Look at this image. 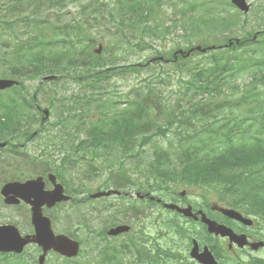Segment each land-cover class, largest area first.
<instances>
[{
  "label": "trees",
  "instance_id": "obj_1",
  "mask_svg": "<svg viewBox=\"0 0 264 264\" xmlns=\"http://www.w3.org/2000/svg\"><path fill=\"white\" fill-rule=\"evenodd\" d=\"M33 1L36 0H0V25H6L14 39L13 44L6 45L7 50L0 41V59L7 63L9 76L16 78L20 86L25 79L39 80L32 94L34 96L49 83L53 86H49L47 92L56 91L64 81L83 85L91 91L90 98L97 105L95 111H89L83 95H77L72 97L71 104L63 106V117L57 116L56 123L62 124L64 121V131L70 129L65 137L69 135L72 140L62 159V169L65 166H70L74 171L86 168L84 175L88 177L97 172L101 165L97 154L122 151L115 161L118 164L127 161L133 165L135 171L142 172L146 180L151 181L155 192L170 193L174 184L200 188L209 186L218 202L247 214L257 213L264 218L263 35H260V40L242 39L239 44L230 46L235 42V36L218 39L217 33H221L218 31L220 19H211V29L205 30L199 41L207 53H196L195 58L188 57L180 65L177 62V66L183 62L184 68L188 69L193 60L209 57L207 66L200 70L202 83L197 86L195 81V91L198 90L196 93L202 96L200 108L192 114L197 112V115L177 124L176 128H172L173 124L163 128L145 118L148 113L142 105L135 106L127 96L121 97L115 91H108L107 85L103 88L104 92H99L100 88L97 87L104 81L102 77L108 79L115 71L111 62L104 59L108 58L118 65L116 57L126 51L122 43L129 45V52L140 54L152 49L144 42L145 35L159 37L167 33L169 28L165 27L163 21L160 22L162 29L144 26L139 36L129 28L131 25L138 28L147 19L155 20L160 7L153 13L156 7L152 1L151 4L149 1H117L113 9L94 3L91 11L98 19L115 23L117 39L105 47L106 56H96L93 54L96 40L90 34H80V31L70 34L73 28L65 22L53 25L49 20L42 21L48 18V15L41 18L45 7L62 8L63 0H39L35 10L31 8ZM200 7L205 10L202 13L204 16L211 14L212 8L207 7L205 2L200 3ZM195 8L188 7L189 15L185 9L173 10L174 17L180 16L182 19L184 16L187 19V26L183 28L187 39L188 35L193 36L199 30L200 22L204 21L203 17L199 19L194 16ZM6 17H12L11 22H4ZM234 22L235 19L232 20ZM29 28H33L30 34L22 31ZM123 29L125 33L118 32ZM137 38L140 43L131 44L129 39ZM219 41L224 44L218 46ZM189 43L192 45L191 40ZM209 48L214 49L210 51ZM222 49L225 53L219 52ZM173 54L174 50H170L167 58L172 59ZM143 65L119 67L139 71ZM47 76L54 78L45 81ZM245 78L247 80L243 81ZM225 89L231 92H225ZM148 93L151 94V90ZM118 98L125 102H114ZM84 107L88 114L99 113L98 122L82 123L77 111ZM77 116H80L78 120ZM155 136H161L164 140L151 147L149 142ZM83 138V141H79ZM145 147L150 149L145 150ZM199 153L202 157L196 160ZM175 162H182L179 170ZM107 167L112 169V166ZM139 187L143 188L141 185Z\"/></svg>",
  "mask_w": 264,
  "mask_h": 264
},
{
  "label": "flooded vegetation",
  "instance_id": "obj_2",
  "mask_svg": "<svg viewBox=\"0 0 264 264\" xmlns=\"http://www.w3.org/2000/svg\"><path fill=\"white\" fill-rule=\"evenodd\" d=\"M9 153L10 151L7 150V147L0 148V226L12 225L16 227L21 237L28 236L32 238L35 235V227L32 223L31 206L24 199H20V202H18L14 199L15 196H11V198L16 203L7 204L5 199L10 198V196L3 193L4 187L9 183L20 182L24 184L40 178L45 191H50L54 188V184H59L63 189V194L71 199L73 194V175L69 168H66L64 172L59 170L56 172L55 162L47 157L43 165H36L37 169L35 171L29 170L23 176L21 171H18L16 167L10 164ZM50 175L54 177V184L50 181ZM29 200L32 201V198H29ZM69 200L60 202L53 208L43 205L41 210L42 216L49 220L54 236L72 239V201L69 202ZM177 204L180 207H191L193 213L202 212L210 219L213 216L216 217L217 220L215 221L231 229L236 235H243L248 242V245L240 248L237 245L230 244L228 238L215 237L209 234L207 228L200 223V220L194 221L193 219L177 217L180 223L179 232L186 237L183 249L179 255L184 258L187 264H198L189 255L194 243H196L200 251L203 248H207L218 264H233L234 261L239 264H264V246L255 250L251 245V243H264V226L259 220L252 218L253 224L245 226L232 220L222 219L220 217L222 215L215 211L214 208H231L211 200L206 203L203 201L201 203H192L182 199ZM152 215L146 214L143 217L141 212H135V217H132L128 222L132 231L131 236L122 235L117 237V239L120 238L117 242L120 253H126V246L122 244L123 240L128 241V246L132 252L137 247V242L141 243L140 247L145 249V253L140 255L141 258L163 254L168 251V234L166 231L168 220L163 218L164 213H159L155 217ZM152 220H155V225ZM156 227L163 229L164 232H160L155 236L147 232V230L153 231ZM42 255V264H74L75 260L65 257L53 249L44 252L36 243L28 242L19 255L1 253L0 250V258L2 259L0 264H40ZM131 258L133 259V257ZM134 264H138V262L134 261Z\"/></svg>",
  "mask_w": 264,
  "mask_h": 264
},
{
  "label": "rangeland",
  "instance_id": "obj_3",
  "mask_svg": "<svg viewBox=\"0 0 264 264\" xmlns=\"http://www.w3.org/2000/svg\"><path fill=\"white\" fill-rule=\"evenodd\" d=\"M86 0H81V2H84ZM104 2H107L108 0H102ZM165 1V0H162ZM169 2H177L180 4V7H187V2L188 4H190L191 0H184V4H181V0H168ZM249 1V3L252 6V10L249 14L250 15V19H251V24L254 26L256 23L254 22V19L252 18L253 14L255 13V8L253 4L256 5H262V7L264 8V0H247ZM170 5V4H169ZM69 6V7H68ZM35 3L32 4L31 8L35 9ZM67 12L68 13L66 16H70L72 19H74V21H76V25L81 29L84 30L86 32H88L92 38H94L96 41H98V43L96 44L97 46L99 45V42L101 41V39H105L106 42H111L113 41V36H114V29H112L111 27H109V25L107 23L104 24H99L96 27H92V20H93V13L91 12V10L87 9L85 10L83 13H80L78 11L79 9V2L76 3L74 1H68L67 2ZM264 11V10H263ZM162 12H165V14L163 15L161 12L159 14L156 15L155 20L151 21L150 19L145 20L143 23L140 24V26H138V28L134 27L133 25L131 26V29L136 33L137 36H139V32L141 31V29L144 26H155L158 29H160V21L162 19L163 23H166L168 26H173L175 25L174 28H172L171 30H167L169 36L166 38V40L161 41L160 39L155 40V36H146L144 38V42L146 44L151 45L156 52H159L161 54H166L168 51H170L171 49L179 46L181 49L184 48H188L191 50V44L189 43V41L191 40L192 45L194 47L197 48L198 51H202V44H199V39H201L204 35V33H193V36H189L188 39H186V35L184 33L183 28H185L187 26V19L184 18L181 21L177 22L178 19L173 17V13L172 9H168L166 7H164L162 9ZM1 11H0V19L1 17ZM49 14H53L52 12H49ZM51 22L53 23L55 20V16H51ZM264 19V15L261 17ZM12 19V17H6L4 18V21H10ZM57 23H59V21H57ZM264 23V21H263ZM244 30H248V28L244 27V29L242 31H236L234 34L236 35V38L239 39L240 36L243 35ZM23 31V30H22ZM261 31L264 32V26L262 27ZM28 32H32V30L28 31ZM194 34H196V37L194 38ZM5 40V42L9 45V44H13L14 43V39L13 36L9 35L8 33V29L5 26H1L0 25V41L1 39ZM221 37H225L224 34L222 33H217V38H221ZM22 38V37H21ZM25 38V36L23 37ZM111 40V41H110ZM131 44H134L138 41V39H129ZM82 41H85V39H83ZM222 41H219V44ZM126 46V45H124ZM96 48V47H95ZM104 51V48H103ZM102 51V53H103ZM155 53L152 51H147L146 53L140 54V55H136V53H128V54H122L121 56H117L116 59L119 63V65L121 66H125V65H129V64H133V63H140L144 60L145 57L147 56H154ZM193 56V54L191 55ZM166 62H164L162 64V67H156L154 66V69H158V68H165L168 71V74L164 73L161 75H156L153 72L146 74L143 73L141 75H133V73H125L124 75H118L115 76L113 78L112 81L109 82V85L107 86L108 91H117V93H119L121 96L124 94H127L128 92H130V90L132 88H138V89H143L147 83L151 84V87L155 90V92L158 95V98L161 99V104H163V106L167 109V110H171V108L173 106H175V103H179V104H184L187 99L182 98L181 95L177 94V86L180 84V81L182 80H186V75L185 74H178L173 72V70L175 69V67L173 65H165ZM1 71V70H0ZM3 80V79H1ZM62 84H65L64 82L60 83V86H62ZM24 87L25 90L27 92H29L30 94L31 91L33 90L34 86L36 85L35 81L32 80H28L24 82ZM68 87H65V90L61 89V87L59 89H57L55 91V93L53 94H49V93H45V94H41L39 96V106H41L42 108H47L49 105V101L53 100V104H52V110L49 108L50 114L54 115L55 117L57 116V113L59 111H61V109H63V106L65 104H67L69 102V97L71 95H75L77 94V92H80V88L78 86H74L73 84L71 85H66ZM44 90H48V87H46ZM19 93L21 95H25L23 92ZM28 96V95H26ZM53 111V112H52ZM54 119V117L52 118V120ZM161 120V119H160ZM162 122H164L162 120ZM44 129H46L45 131H47V127H44ZM49 129V128H48ZM50 134H52L50 132ZM101 181H96V184H99ZM196 191H191L189 194H191L190 199L193 200H199L198 198H196ZM204 193V192H201ZM111 201H113L111 199ZM97 205H103L104 203H98L96 202ZM94 220H96V223L94 225V228L96 226H98V224H101L102 222L105 221V219L108 217L107 214H97V215H93L92 216ZM78 216L74 213L73 215V222L76 223L78 221ZM80 237L82 239H85V245H84V252L88 251L91 249L93 243L92 242H87L86 240V234L85 232H82L80 234ZM114 243H117L116 241ZM96 251V250H95ZM85 256L86 254H83L78 262L81 264L85 261Z\"/></svg>",
  "mask_w": 264,
  "mask_h": 264
},
{
  "label": "water",
  "instance_id": "obj_4",
  "mask_svg": "<svg viewBox=\"0 0 264 264\" xmlns=\"http://www.w3.org/2000/svg\"><path fill=\"white\" fill-rule=\"evenodd\" d=\"M233 2L238 7H240L242 10H245V11L247 10V8L244 6L243 0H233ZM2 83H3L2 87H7V86L11 85V83H9V82H2ZM10 186H17V185H10ZM58 189H59L58 191H54V192H51V193H42L41 192L39 194L40 187L37 186L35 189L29 191V195H31L32 197H37V195L39 194L38 199H37L38 204H37V207L34 209V218H33V223L36 225V233H37V237L36 238H39L37 241L39 243L45 245L47 248L54 247L55 249L61 251L62 253L66 254V255L74 256L76 254V252H77V245L75 243H73L71 247L67 248V250L58 247L56 245V243H55V240L51 236L49 225H48V227L46 229H43V221H40V211H39V208H38L39 205H41L43 203H48L49 206H52L56 202H58V201L63 199V198L59 197V195L61 194L60 187ZM109 194L110 193H107L105 195H109ZM100 195H102V194H96L93 197H98ZM166 207L169 208V209H176V210L182 212L186 216H191L190 209L179 210L177 207H175L173 205H166ZM222 213L225 216H227V217H230V218H233V219H237V220L242 221L244 223H248V224L250 223V221L242 219L240 217V215H238L234 211L224 210L223 209ZM203 221L208 224L209 232L215 233L216 235L220 234L221 236L229 235L230 239H232V241H238L239 240V237L231 234L224 227L219 226V225H217L214 222H210V221L206 220L204 217H203ZM7 229L9 230V236H10L8 241L6 242V244L8 245L7 249L9 251L20 252L22 247H23V245H24V243H25V241H23V240H21L19 238L18 233H17V231L15 229H13L12 227H8V228H5V231ZM126 231H128V228H126V227H117L116 229L111 230L109 232V235L116 236V235H118V234H120L122 232H126ZM34 241H36V239H34ZM198 259L202 263H207L206 257L203 254L200 255L198 257ZM211 260H212L211 264H215L213 259H211Z\"/></svg>",
  "mask_w": 264,
  "mask_h": 264
}]
</instances>
